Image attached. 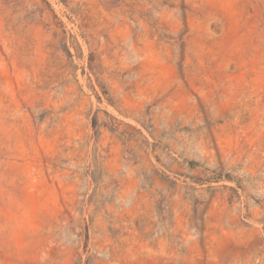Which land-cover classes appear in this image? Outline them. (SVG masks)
Here are the masks:
<instances>
[{"label": "rangeland", "instance_id": "obj_1", "mask_svg": "<svg viewBox=\"0 0 264 264\" xmlns=\"http://www.w3.org/2000/svg\"><path fill=\"white\" fill-rule=\"evenodd\" d=\"M0 264H264V0H0Z\"/></svg>", "mask_w": 264, "mask_h": 264}]
</instances>
